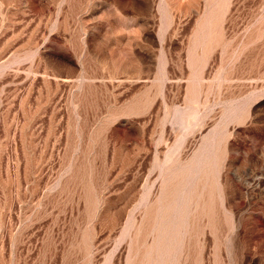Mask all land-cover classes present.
<instances>
[{"label":"rangeland","instance_id":"obj_1","mask_svg":"<svg viewBox=\"0 0 264 264\" xmlns=\"http://www.w3.org/2000/svg\"><path fill=\"white\" fill-rule=\"evenodd\" d=\"M0 264H264V0H0Z\"/></svg>","mask_w":264,"mask_h":264}]
</instances>
